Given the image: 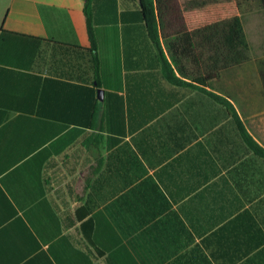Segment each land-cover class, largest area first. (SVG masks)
I'll use <instances>...</instances> for the list:
<instances>
[{
	"label": "crops",
	"instance_id": "0c3cea01",
	"mask_svg": "<svg viewBox=\"0 0 264 264\" xmlns=\"http://www.w3.org/2000/svg\"><path fill=\"white\" fill-rule=\"evenodd\" d=\"M89 6L99 84L85 0H0V264H264V164L209 95L264 148L238 66L201 85L137 0Z\"/></svg>",
	"mask_w": 264,
	"mask_h": 264
},
{
	"label": "trees",
	"instance_id": "16d2710c",
	"mask_svg": "<svg viewBox=\"0 0 264 264\" xmlns=\"http://www.w3.org/2000/svg\"><path fill=\"white\" fill-rule=\"evenodd\" d=\"M242 1L248 0H140V7L149 36L156 42L160 33L175 66L186 74L185 64L189 62L197 72L196 81L205 85L221 71L252 60L250 44L238 14ZM255 1L264 11V0ZM89 2L85 0L84 9L91 41L89 61L99 84V57ZM209 95L230 108L249 149L264 164V148L245 130L229 100L216 93Z\"/></svg>",
	"mask_w": 264,
	"mask_h": 264
},
{
	"label": "rangeland",
	"instance_id": "374dc122",
	"mask_svg": "<svg viewBox=\"0 0 264 264\" xmlns=\"http://www.w3.org/2000/svg\"><path fill=\"white\" fill-rule=\"evenodd\" d=\"M244 30L250 44L252 60L236 68L240 83H246L247 97L255 99L256 108L262 116L261 126L264 132V11L255 0L242 1L238 8ZM231 85H235L231 81ZM229 95L244 106L246 96L231 87L227 89Z\"/></svg>",
	"mask_w": 264,
	"mask_h": 264
},
{
	"label": "water",
	"instance_id": "95a60500",
	"mask_svg": "<svg viewBox=\"0 0 264 264\" xmlns=\"http://www.w3.org/2000/svg\"><path fill=\"white\" fill-rule=\"evenodd\" d=\"M137 2L140 4V0H137ZM98 93L101 95V93H102V89L101 88H98Z\"/></svg>",
	"mask_w": 264,
	"mask_h": 264
}]
</instances>
